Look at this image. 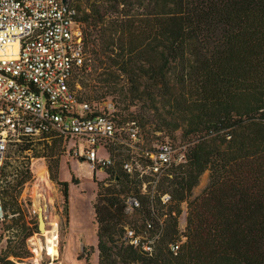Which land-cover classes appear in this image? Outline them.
Wrapping results in <instances>:
<instances>
[{
  "label": "trees",
  "instance_id": "trees-1",
  "mask_svg": "<svg viewBox=\"0 0 264 264\" xmlns=\"http://www.w3.org/2000/svg\"><path fill=\"white\" fill-rule=\"evenodd\" d=\"M70 5L90 54L78 79L81 100L92 104L100 93H138V100L159 113L155 131L180 132L189 141L186 161L155 187L118 167L105 169L106 179L113 177L119 188H103L94 204L98 264H264V0H70ZM131 116V122L120 117L116 122L153 125L148 114ZM49 144L55 155L62 139ZM34 150L18 146L2 169L4 180L13 176L9 191L0 185V196L4 213L23 236L12 251L19 259L30 256L26 240L38 231L25 221L19 200L32 178L31 158L20 159ZM59 165L56 159L49 170L61 187L69 224V184L59 182ZM208 170V187L191 199ZM129 194L140 201L131 215L139 213L146 231L151 220L150 236L159 235L153 253L124 239L127 228L141 235L137 220L129 222L125 212ZM166 195L170 200L164 203Z\"/></svg>",
  "mask_w": 264,
  "mask_h": 264
},
{
  "label": "built area",
  "instance_id": "built-area-1",
  "mask_svg": "<svg viewBox=\"0 0 264 264\" xmlns=\"http://www.w3.org/2000/svg\"><path fill=\"white\" fill-rule=\"evenodd\" d=\"M77 17L70 0H0V185L4 160L13 149L60 138L64 144L75 141L70 151L95 174L119 166L123 173L149 179L155 187L174 165L186 161V146L166 139L154 143L152 149L140 148L142 136L137 125L119 126L111 107L107 112L81 100L78 79L89 60ZM146 192L144 183L142 193ZM169 200V195L163 197L164 203ZM139 207L137 196L125 198L126 214ZM43 213L47 228L54 222L57 225L56 253L50 251L47 234L39 228L27 238V249L35 256L40 253V264L45 257L47 264H61L60 221L50 220L48 205L43 206ZM3 221L0 196V236ZM159 222L162 225L163 221ZM146 228L153 229L151 220ZM158 236L145 237L127 228L124 239L153 253ZM179 245H173L174 253ZM11 260L5 264H32L34 258Z\"/></svg>",
  "mask_w": 264,
  "mask_h": 264
},
{
  "label": "rangeland",
  "instance_id": "rangeland-1",
  "mask_svg": "<svg viewBox=\"0 0 264 264\" xmlns=\"http://www.w3.org/2000/svg\"><path fill=\"white\" fill-rule=\"evenodd\" d=\"M88 59L90 54L87 53ZM101 96L92 101V104H96L102 109L108 111V108L113 109V113L119 119L123 121H129L132 113L136 114H148L150 115V121L153 122L151 127H146L145 129L140 126L142 143L140 148L152 149L154 143L157 141L165 140L170 138L174 140V143L178 146L188 145L189 141L184 139L180 132L167 133L166 131L158 132L155 129L157 126V119L159 113L157 110L150 106L144 100H138V93H100ZM51 142V141H50ZM49 142H40L35 146L34 151L26 152L20 160L27 162V157L31 158L29 164V169L32 178L24 185L21 195L19 197L23 208L26 210L27 216L25 221L28 225L33 227L39 225V214L37 210V203L40 205H48L50 220L60 221V252L61 264H86V258H88L90 264H98V250H97V225L96 216L94 211V204L96 203L97 194L100 190L105 187L119 188L116 185V181L113 177H108L106 179V174L103 171L97 172L95 174L92 168L88 164H83L81 159H78L70 151L71 147H75V141L68 140L66 144L63 143L59 147L57 154L54 155L52 149L49 148ZM15 149L8 154L7 158L4 160L10 162ZM39 153V155H44L47 157L35 158L34 155ZM81 156L84 154V144H80ZM50 155H53L52 157ZM106 155V154H105ZM108 155V153H107ZM56 159H60V165L58 170V180L59 182H67L69 184V220L71 216V227L66 222V215L64 212V198L61 191V187L55 181L51 180V172L49 170V165H54ZM80 162V163H79ZM3 163V165H4ZM41 166H40V165ZM46 166L48 171V179L53 184V189L48 186V184L43 181L39 176V168ZM119 168V166H116ZM120 169H118V172ZM6 173L9 174V172ZM122 173V172H121ZM13 179V176L8 175V178H1V185L5 189H8V183ZM210 182V171H206L200 178L199 184L194 188L192 192L191 199L200 196L204 190L208 187ZM12 191V189L10 190ZM2 206V204H1ZM184 213L180 218L181 229L185 226V217L187 204H184ZM3 218L0 236V264H5L8 261H12L11 258L18 260L12 254V251L21 242L23 236L20 234L19 227L13 225V219L10 215L7 216L3 209ZM71 214V215H70ZM129 222L132 220H137L136 229L137 232L143 236H150V232L146 231L144 227V222L141 219L139 213L134 215H129ZM45 221V220H44ZM56 226V223L54 222ZM133 225H128L132 227ZM57 228V226L55 227ZM42 231V230H41ZM48 231H42L44 234ZM55 231V229H54ZM50 232V234L54 233ZM44 242V238H42ZM26 244L28 245L27 241ZM30 256L21 260H32L35 255L28 250ZM48 260L45 257L43 264H47Z\"/></svg>",
  "mask_w": 264,
  "mask_h": 264
},
{
  "label": "bare ground",
  "instance_id": "bare-ground-1",
  "mask_svg": "<svg viewBox=\"0 0 264 264\" xmlns=\"http://www.w3.org/2000/svg\"><path fill=\"white\" fill-rule=\"evenodd\" d=\"M39 176L43 179V181H45L48 184V186H50V188L52 189L54 188L52 182L48 179V171L45 165L39 168ZM36 207L38 211L43 212V207L40 205V203H37ZM56 226L54 225V223L51 224L50 229L47 228L48 231L45 233L47 234L49 243H51L50 251L53 253H56V249H55V243L57 242V228H55ZM46 227H47L46 224L43 223L41 226V230L46 231ZM52 231H54V233L49 235V233ZM39 262H40V253L38 252L37 255L34 257L32 264H40Z\"/></svg>",
  "mask_w": 264,
  "mask_h": 264
},
{
  "label": "water",
  "instance_id": "water-1",
  "mask_svg": "<svg viewBox=\"0 0 264 264\" xmlns=\"http://www.w3.org/2000/svg\"><path fill=\"white\" fill-rule=\"evenodd\" d=\"M63 3H68L69 0H62ZM45 224V221H44V215L42 213L39 214V225H40V230H41V226L42 224Z\"/></svg>",
  "mask_w": 264,
  "mask_h": 264
},
{
  "label": "crops",
  "instance_id": "crops-1",
  "mask_svg": "<svg viewBox=\"0 0 264 264\" xmlns=\"http://www.w3.org/2000/svg\"><path fill=\"white\" fill-rule=\"evenodd\" d=\"M101 155H105V153L103 151L100 152ZM80 163V162H79ZM83 163V162H82ZM85 164V163H83ZM71 215V214H70ZM69 226L71 227V216H70V220H69Z\"/></svg>",
  "mask_w": 264,
  "mask_h": 264
}]
</instances>
